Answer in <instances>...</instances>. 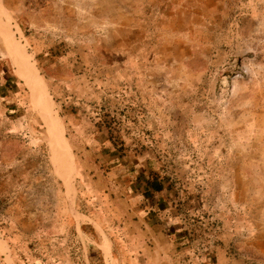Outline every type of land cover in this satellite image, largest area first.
Listing matches in <instances>:
<instances>
[{"label": "rangeland", "instance_id": "1", "mask_svg": "<svg viewBox=\"0 0 264 264\" xmlns=\"http://www.w3.org/2000/svg\"><path fill=\"white\" fill-rule=\"evenodd\" d=\"M146 255L264 264V0H0V264Z\"/></svg>", "mask_w": 264, "mask_h": 264}, {"label": "crops", "instance_id": "2", "mask_svg": "<svg viewBox=\"0 0 264 264\" xmlns=\"http://www.w3.org/2000/svg\"><path fill=\"white\" fill-rule=\"evenodd\" d=\"M122 231H123L124 236H126V238H129L130 248L133 250H136V252L140 255V257H142L140 251L146 250L144 248V245H146V242L144 241L143 235H142V234H144V232H142V234L137 232L136 235H135V233H133V236H132V234L127 235L128 230L126 228H122ZM126 244H127V242H126ZM146 257H148V259L142 258L144 260V263L140 260V258H135V259H132L130 261V263L129 262H125V263H127V264H175L174 262H159L158 260L154 261L148 255H146Z\"/></svg>", "mask_w": 264, "mask_h": 264}, {"label": "bare ground", "instance_id": "3", "mask_svg": "<svg viewBox=\"0 0 264 264\" xmlns=\"http://www.w3.org/2000/svg\"><path fill=\"white\" fill-rule=\"evenodd\" d=\"M25 77L26 75L23 74ZM27 79V82H28V85L31 87V89L33 90V93L35 94L37 91H36V86H35V83L34 81L30 80V78L26 77ZM38 90V89H37ZM55 135V134H54ZM56 136V135H55ZM62 165H63V161H62ZM71 189V188H70Z\"/></svg>", "mask_w": 264, "mask_h": 264}]
</instances>
